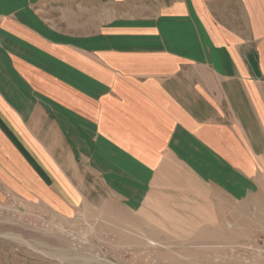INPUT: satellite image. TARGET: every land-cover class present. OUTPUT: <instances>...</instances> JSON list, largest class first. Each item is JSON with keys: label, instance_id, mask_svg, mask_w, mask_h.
Here are the masks:
<instances>
[{"label": "crops", "instance_id": "1", "mask_svg": "<svg viewBox=\"0 0 264 264\" xmlns=\"http://www.w3.org/2000/svg\"><path fill=\"white\" fill-rule=\"evenodd\" d=\"M205 187L264 189V0H0V203L195 236Z\"/></svg>", "mask_w": 264, "mask_h": 264}, {"label": "rangeland", "instance_id": "2", "mask_svg": "<svg viewBox=\"0 0 264 264\" xmlns=\"http://www.w3.org/2000/svg\"><path fill=\"white\" fill-rule=\"evenodd\" d=\"M245 191L240 187L238 194ZM203 192L207 210H218L201 212V234L195 236L181 233L199 229L186 221L181 228L182 220L174 221L175 227L171 211L162 209L156 217L149 205L133 208L134 214L126 207L125 219L115 221L85 218L92 211L86 205L73 218L15 200L2 202L0 264H264V189H255L232 211L229 204L213 203L210 197L224 196L218 190ZM104 194L111 211H121L114 196Z\"/></svg>", "mask_w": 264, "mask_h": 264}]
</instances>
